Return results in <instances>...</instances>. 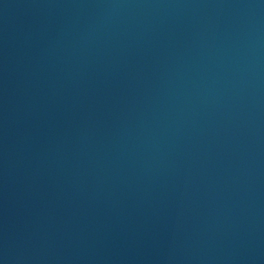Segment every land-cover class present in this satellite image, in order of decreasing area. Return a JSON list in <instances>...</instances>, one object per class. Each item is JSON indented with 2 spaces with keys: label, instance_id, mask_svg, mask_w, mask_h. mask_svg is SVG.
Listing matches in <instances>:
<instances>
[{
  "label": "water",
  "instance_id": "obj_1",
  "mask_svg": "<svg viewBox=\"0 0 264 264\" xmlns=\"http://www.w3.org/2000/svg\"><path fill=\"white\" fill-rule=\"evenodd\" d=\"M0 240H264V0H0ZM0 264H264V241H0Z\"/></svg>",
  "mask_w": 264,
  "mask_h": 264
}]
</instances>
